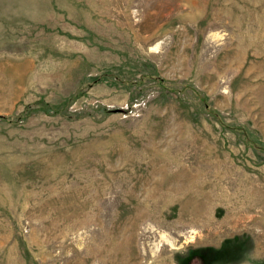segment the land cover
<instances>
[{"label": "rangeland", "instance_id": "rangeland-1", "mask_svg": "<svg viewBox=\"0 0 264 264\" xmlns=\"http://www.w3.org/2000/svg\"><path fill=\"white\" fill-rule=\"evenodd\" d=\"M0 264H264V0H0Z\"/></svg>", "mask_w": 264, "mask_h": 264}, {"label": "bare ground", "instance_id": "bare-ground-1", "mask_svg": "<svg viewBox=\"0 0 264 264\" xmlns=\"http://www.w3.org/2000/svg\"><path fill=\"white\" fill-rule=\"evenodd\" d=\"M152 188V187H151ZM162 191V190H161Z\"/></svg>", "mask_w": 264, "mask_h": 264}]
</instances>
